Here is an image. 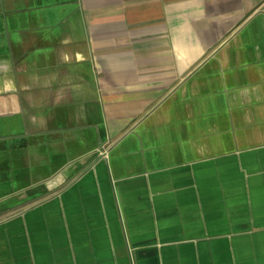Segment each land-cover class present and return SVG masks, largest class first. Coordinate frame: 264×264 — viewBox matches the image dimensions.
Segmentation results:
<instances>
[{"label":"crops","instance_id":"1","mask_svg":"<svg viewBox=\"0 0 264 264\" xmlns=\"http://www.w3.org/2000/svg\"><path fill=\"white\" fill-rule=\"evenodd\" d=\"M0 264H264V0H0Z\"/></svg>","mask_w":264,"mask_h":264}]
</instances>
